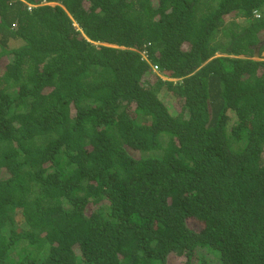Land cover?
Listing matches in <instances>:
<instances>
[{"label": "trees", "instance_id": "1", "mask_svg": "<svg viewBox=\"0 0 264 264\" xmlns=\"http://www.w3.org/2000/svg\"><path fill=\"white\" fill-rule=\"evenodd\" d=\"M263 50L264 0H0V264H264Z\"/></svg>", "mask_w": 264, "mask_h": 264}, {"label": "rangeland", "instance_id": "2", "mask_svg": "<svg viewBox=\"0 0 264 264\" xmlns=\"http://www.w3.org/2000/svg\"><path fill=\"white\" fill-rule=\"evenodd\" d=\"M259 58L264 59V50L260 53ZM138 155V154H137ZM190 226L193 228H197V226H199L198 222H191ZM208 257H210V255H208ZM210 259V258H209ZM166 264H184V256L181 255H176V254H171L168 257V261Z\"/></svg>", "mask_w": 264, "mask_h": 264}, {"label": "built area", "instance_id": "3", "mask_svg": "<svg viewBox=\"0 0 264 264\" xmlns=\"http://www.w3.org/2000/svg\"><path fill=\"white\" fill-rule=\"evenodd\" d=\"M140 54H141V58L142 59H144V60H146V61H148V56H147V51H146V49L144 48V49H140ZM151 68H152V71L153 72H158V67H157V65H155V64H151Z\"/></svg>", "mask_w": 264, "mask_h": 264}, {"label": "clouds", "instance_id": "4", "mask_svg": "<svg viewBox=\"0 0 264 264\" xmlns=\"http://www.w3.org/2000/svg\"><path fill=\"white\" fill-rule=\"evenodd\" d=\"M40 3H42V4H46L47 2L46 1H42V2H40ZM140 51V50H139ZM138 51V52H139ZM140 53V52H139ZM140 56H141V54H140ZM144 60V59H143ZM146 61V60H145ZM149 65H150V67H151V64H154V63H151L150 61H149V59H148V61H146ZM156 65V64H155ZM158 67V66H157ZM151 70H152V68H151ZM154 73H156V72H154ZM157 75H159L162 79H171V80H173V78H170V77H167V76H165V75H163V74H161L160 73V69H159V67H158V72L156 73Z\"/></svg>", "mask_w": 264, "mask_h": 264}, {"label": "water", "instance_id": "5", "mask_svg": "<svg viewBox=\"0 0 264 264\" xmlns=\"http://www.w3.org/2000/svg\"><path fill=\"white\" fill-rule=\"evenodd\" d=\"M256 52V51H255ZM256 56L255 57H257V54H255Z\"/></svg>", "mask_w": 264, "mask_h": 264}]
</instances>
